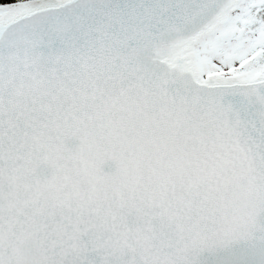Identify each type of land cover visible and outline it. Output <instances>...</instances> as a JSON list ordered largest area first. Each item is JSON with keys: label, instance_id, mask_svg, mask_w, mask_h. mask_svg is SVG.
<instances>
[{"label": "snow or ice", "instance_id": "6c2138e0", "mask_svg": "<svg viewBox=\"0 0 264 264\" xmlns=\"http://www.w3.org/2000/svg\"><path fill=\"white\" fill-rule=\"evenodd\" d=\"M0 264H264V0H2Z\"/></svg>", "mask_w": 264, "mask_h": 264}, {"label": "trees", "instance_id": "16d2710c", "mask_svg": "<svg viewBox=\"0 0 264 264\" xmlns=\"http://www.w3.org/2000/svg\"><path fill=\"white\" fill-rule=\"evenodd\" d=\"M0 2H2V0H0Z\"/></svg>", "mask_w": 264, "mask_h": 264}]
</instances>
